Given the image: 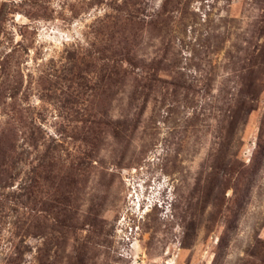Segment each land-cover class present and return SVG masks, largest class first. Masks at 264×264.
Returning <instances> with one entry per match:
<instances>
[{"label":"rangeland","instance_id":"1","mask_svg":"<svg viewBox=\"0 0 264 264\" xmlns=\"http://www.w3.org/2000/svg\"><path fill=\"white\" fill-rule=\"evenodd\" d=\"M0 63V264H264V0H0Z\"/></svg>","mask_w":264,"mask_h":264},{"label":"trees","instance_id":"2","mask_svg":"<svg viewBox=\"0 0 264 264\" xmlns=\"http://www.w3.org/2000/svg\"><path fill=\"white\" fill-rule=\"evenodd\" d=\"M0 68H1V63H0ZM3 79V78H2ZM4 84H5V82H4V80H2V81H0V88H3V86H4ZM11 92H13V89L14 88H8ZM264 249V248H263ZM263 263H264V261H263Z\"/></svg>","mask_w":264,"mask_h":264}]
</instances>
